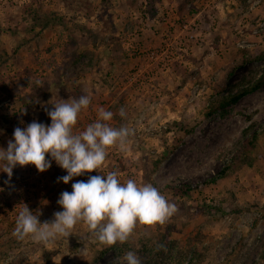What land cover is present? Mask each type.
<instances>
[{
	"label": "rangeland",
	"instance_id": "374dc122",
	"mask_svg": "<svg viewBox=\"0 0 264 264\" xmlns=\"http://www.w3.org/2000/svg\"><path fill=\"white\" fill-rule=\"evenodd\" d=\"M263 69L264 0H0V148L16 127L50 125L52 104L81 95L91 103L74 134L101 108L113 113L104 123L132 131L107 150L100 172L67 184L54 160L44 172L17 165L10 180L0 162V264H126L128 251L141 264H194L195 247L201 264H264V134L252 165L203 185L264 127V85L211 115L208 102L219 87L234 91ZM112 171L121 183L152 184L177 212L164 225L137 224L113 246L83 222L48 244L13 235L25 206L52 222L63 191ZM179 185L192 189L184 195Z\"/></svg>",
	"mask_w": 264,
	"mask_h": 264
},
{
	"label": "clouds",
	"instance_id": "9594fccd",
	"mask_svg": "<svg viewBox=\"0 0 264 264\" xmlns=\"http://www.w3.org/2000/svg\"><path fill=\"white\" fill-rule=\"evenodd\" d=\"M90 103L87 95L55 103L47 112L50 125L34 120L23 129L16 127L7 148H0V162L4 163L3 172L9 180L17 165L32 164L39 172H44L51 167L52 160L66 170V175L57 178L65 184L93 170L100 172L107 150L117 144L123 146L132 131L104 123L112 119L113 113L101 108L96 122L74 134L79 114ZM124 114L121 109L120 115ZM72 189L71 193L63 191L60 194L57 203L63 210L54 213L52 222L41 223L39 215L25 206L18 214L13 235L20 240L31 237L36 242L48 244L57 238H68L74 234L75 226L83 222L99 242L113 246L127 242L137 224L164 225L178 210L152 184L138 185L133 179L121 183L115 171L107 175H89L86 182L73 183ZM123 260L126 264H141L133 251H128Z\"/></svg>",
	"mask_w": 264,
	"mask_h": 264
},
{
	"label": "trees",
	"instance_id": "16d2710c",
	"mask_svg": "<svg viewBox=\"0 0 264 264\" xmlns=\"http://www.w3.org/2000/svg\"><path fill=\"white\" fill-rule=\"evenodd\" d=\"M68 9H71V11H73L72 13L76 14L73 6L69 7ZM39 18H41L42 19L41 21H43L42 17H39L38 15L34 16L35 23L40 22ZM54 18H56V17H54ZM61 18L62 17L60 16V19ZM55 21H57V20L55 19ZM60 21H61L60 23L66 24L65 20L61 19ZM76 25H78L77 27L79 28L80 25L79 24H76ZM80 27H81V29H85V27H83V26H80ZM262 56H263V53H259L255 57L257 59H259ZM76 57H78V56H76ZM74 60H75V58H74ZM262 85H264V69H263V71H261L259 73V75L257 77H255L252 80H249L247 84L238 87L234 91H226L225 93H220L221 91L223 92V88L219 87L217 89L218 95L214 99H212L208 102L206 109H205V115H211L212 113L216 112L217 110L223 109V108H225L231 104L236 103L243 96L259 89ZM262 133L264 134V127L261 128L260 130L258 129V130L252 131L249 134L248 140L245 143H242L241 146L239 147V149L236 150V152L228 159V161L223 164V166L219 169V171L216 173V175L205 180L203 182V185L206 188H211L218 181L226 179L229 176L235 174L237 172V170L240 167H242L243 165H252V163L255 159L253 156V153L256 152L257 149H259L257 137ZM191 189H192V187L189 185H179L176 190L181 191V193L184 195H188V193ZM156 240H158L159 242H161L163 244V245H161L163 247L160 246V251L165 249V246H164L165 240H163L162 235H160V237H157ZM160 255L161 254L157 253V257H160ZM191 257H192V260L194 261V264H201V262L203 261V258H204L203 250H200L199 248L195 247ZM262 257H264V253L261 254V260L263 259ZM159 260H160V258H153L152 261H150L147 264H160ZM255 263L261 264L260 261L255 262ZM164 264H172V262L165 261Z\"/></svg>",
	"mask_w": 264,
	"mask_h": 264
}]
</instances>
